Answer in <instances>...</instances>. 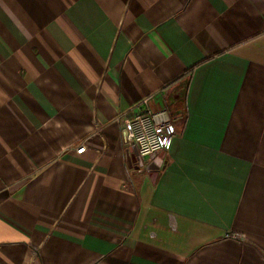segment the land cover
<instances>
[{
    "label": "crops",
    "instance_id": "0c3cea01",
    "mask_svg": "<svg viewBox=\"0 0 264 264\" xmlns=\"http://www.w3.org/2000/svg\"><path fill=\"white\" fill-rule=\"evenodd\" d=\"M0 264H264V0H0Z\"/></svg>",
    "mask_w": 264,
    "mask_h": 264
},
{
    "label": "built area",
    "instance_id": "2783aa9c",
    "mask_svg": "<svg viewBox=\"0 0 264 264\" xmlns=\"http://www.w3.org/2000/svg\"><path fill=\"white\" fill-rule=\"evenodd\" d=\"M152 101L153 97L142 100L131 110L130 115L122 118L124 142L134 148L142 159L170 151L178 133L170 112L153 109ZM85 150L83 145L76 152L82 154Z\"/></svg>",
    "mask_w": 264,
    "mask_h": 264
},
{
    "label": "water",
    "instance_id": "95a60500",
    "mask_svg": "<svg viewBox=\"0 0 264 264\" xmlns=\"http://www.w3.org/2000/svg\"><path fill=\"white\" fill-rule=\"evenodd\" d=\"M128 164H129V167H135V169H143L144 168V163L142 162L141 159H139L136 155V152L135 150H132L131 153L129 152L128 153ZM147 171H153V174L154 177H157L158 176V171H159V167H155V168H152V167H147L146 169ZM152 173V172H151Z\"/></svg>",
    "mask_w": 264,
    "mask_h": 264
},
{
    "label": "trees",
    "instance_id": "16d2710c",
    "mask_svg": "<svg viewBox=\"0 0 264 264\" xmlns=\"http://www.w3.org/2000/svg\"><path fill=\"white\" fill-rule=\"evenodd\" d=\"M191 73H192V70L188 71V73H187V74H191Z\"/></svg>",
    "mask_w": 264,
    "mask_h": 264
}]
</instances>
